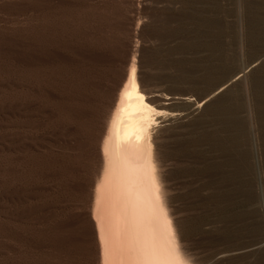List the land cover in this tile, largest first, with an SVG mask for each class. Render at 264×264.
<instances>
[{"label":"rangeland","instance_id":"obj_1","mask_svg":"<svg viewBox=\"0 0 264 264\" xmlns=\"http://www.w3.org/2000/svg\"><path fill=\"white\" fill-rule=\"evenodd\" d=\"M46 2L54 5V13L41 32L33 12L39 0H0V173L7 132V82L20 80L22 26L33 16L30 22H35L39 39L33 33L31 41L37 49L28 53L40 55H34V61L32 53L27 56L31 62L46 61L38 67L41 72L37 70L44 81H39L41 101L55 110L49 119L58 125L56 136L60 133L66 140L58 145L77 144L73 148L77 153L68 160L61 156L63 161L49 163L47 157L32 158L37 163L33 169L61 177L55 180L60 187L63 184L65 195L70 193L68 183L84 181L77 172L82 163L79 149L91 146L126 55L127 61L135 62L138 88L154 111L152 132L167 159L163 170L174 196L175 217L188 234L186 243L197 256L206 257L260 241L264 237V0ZM47 60L57 65L48 66ZM43 93L50 95L43 97ZM51 95L57 98L53 101ZM160 97L165 101H158ZM32 121L36 122L31 119L32 125ZM2 193L0 187V197ZM75 222L65 215L53 225L52 243L60 252L78 247ZM3 224L1 217L0 264H5ZM219 264H264V247L256 254L233 256Z\"/></svg>","mask_w":264,"mask_h":264},{"label":"bare ground","instance_id":"obj_2","mask_svg":"<svg viewBox=\"0 0 264 264\" xmlns=\"http://www.w3.org/2000/svg\"><path fill=\"white\" fill-rule=\"evenodd\" d=\"M49 4H45V0H39L38 6L32 9L38 16V28L41 32L45 30L47 18L54 13V5ZM32 17L26 18L22 26L24 56L22 54L21 59L24 58L20 80L15 84L14 80L9 81L7 78L11 73L6 77L9 81L6 124L4 123L7 132L4 134L5 157L3 171L0 173V187L3 188V198L2 195L0 198L5 203V210L0 213L4 223L5 264H219L233 256L253 255L261 251L264 237L246 248L221 251L206 257L197 256L186 243L188 234L186 235L182 221L175 217L176 210L172 209L174 196L167 184V173L163 170L167 159L156 146L152 132L150 117L154 111L138 88L134 72L136 66L133 65L135 62L132 64L127 61L126 55L123 59L124 66L114 82L105 108L103 107L97 131L92 133L91 146L88 145L90 147L83 151L76 146L82 160L77 172L84 181L81 184L68 183L71 186L70 193L65 195L61 188L63 184L60 187L58 182L62 180L61 177L55 178L52 171L47 173L33 169L37 163L32 158L47 157L46 161L49 163L56 162L57 159L61 161V156L68 160L77 153L73 149L77 144L69 148L61 147L63 144L58 145V141L64 143L66 140L63 135L60 137V133L56 136L58 125L53 126L52 118L49 119L55 110L52 111V105L48 106L41 101L39 84L44 81L39 75L41 73H38V67L46 61L43 59L39 62L40 58L35 62L30 61H34V55L38 54L35 50L33 51L37 54L31 52L33 56L28 53L37 45L31 41L34 31L36 32L35 22L33 25V21L30 22ZM54 61H48V66ZM42 67L41 70L46 71ZM13 75L15 77V73ZM51 77L49 84L53 82ZM49 84L47 85L50 86ZM66 91L64 88L63 92ZM45 93L43 97L50 95L48 93L44 96ZM68 96L65 98L69 99ZM49 97L53 100L56 96ZM33 118L36 122L32 121V125L30 120ZM62 127L66 129L68 125ZM70 132L66 135L69 136L73 130ZM65 215L76 221L78 247L60 252L52 243V232L53 225L59 224Z\"/></svg>","mask_w":264,"mask_h":264}]
</instances>
